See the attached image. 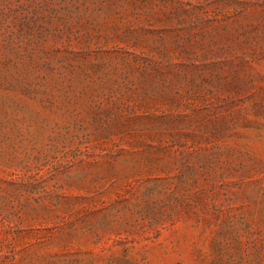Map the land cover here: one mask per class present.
<instances>
[{
  "label": "rangeland",
  "instance_id": "rangeland-1",
  "mask_svg": "<svg viewBox=\"0 0 264 264\" xmlns=\"http://www.w3.org/2000/svg\"><path fill=\"white\" fill-rule=\"evenodd\" d=\"M0 264H264V0H0Z\"/></svg>",
  "mask_w": 264,
  "mask_h": 264
}]
</instances>
